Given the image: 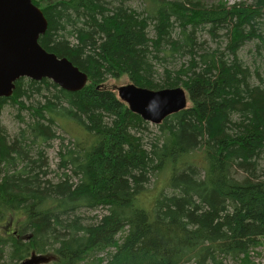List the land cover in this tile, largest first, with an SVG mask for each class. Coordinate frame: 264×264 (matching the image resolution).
Masks as SVG:
<instances>
[{
  "label": "trees",
  "instance_id": "1",
  "mask_svg": "<svg viewBox=\"0 0 264 264\" xmlns=\"http://www.w3.org/2000/svg\"><path fill=\"white\" fill-rule=\"evenodd\" d=\"M143 1L138 13L125 0H32L47 21L38 44L87 83L68 92L20 78L0 98L24 124L13 137L0 124V264H224L264 239V67L238 58L249 42L264 53V0ZM202 33L223 50L206 51ZM122 77L180 86L189 106L146 144L148 123L105 87ZM55 140L52 179L44 150Z\"/></svg>",
  "mask_w": 264,
  "mask_h": 264
},
{
  "label": "water",
  "instance_id": "2",
  "mask_svg": "<svg viewBox=\"0 0 264 264\" xmlns=\"http://www.w3.org/2000/svg\"><path fill=\"white\" fill-rule=\"evenodd\" d=\"M46 29L47 21L32 0H0V98L10 97L20 78L48 79L68 92L84 88L87 83L84 72L38 44ZM116 93L130 112L155 126L185 109L187 103L180 87L148 90L130 83L117 88ZM36 258L31 256L21 264H38L40 259Z\"/></svg>",
  "mask_w": 264,
  "mask_h": 264
},
{
  "label": "rangeland",
  "instance_id": "3",
  "mask_svg": "<svg viewBox=\"0 0 264 264\" xmlns=\"http://www.w3.org/2000/svg\"><path fill=\"white\" fill-rule=\"evenodd\" d=\"M167 1H184V0H167ZM189 2H200L201 4H204L206 6H214L218 4H224V6H229L235 3L243 2L247 4H251L253 0H185ZM125 5L129 8L136 10L138 13L142 12L144 9H146L147 4L143 0H125ZM264 27V26H263ZM223 32H219L218 35L222 34ZM154 34L151 33L150 37H153ZM198 42L203 43V48L208 51L209 53L214 52L216 50L222 51L225 46V41H221L220 39L216 38L213 39L210 37L207 33H202V35H198ZM238 58L241 60L242 63H244L245 66H247L251 72H254L255 70H259L260 73H263V67H264V53H258L257 50L254 47V43L249 42L245 44L243 47H241L238 51ZM186 60V59H183ZM171 62L168 63L170 66L171 63H173V60H170ZM173 67L170 66V68ZM130 84V82L127 80L126 77H122L118 79L117 81L114 79H108L105 83V87L113 90L116 92V89ZM180 87V86H179ZM181 88V87H180ZM185 92V91H184ZM186 96L187 93L185 92ZM187 103L186 106H189L188 97H186ZM20 117L23 118V121L26 123L29 120L28 114L26 112L20 113ZM18 117V112L16 111L15 107L9 105L2 109L0 113V124L1 126L6 130L7 135L10 137H13L20 133L21 129L24 128V124H22ZM157 126H154L152 124H149L145 127L143 130V136L145 139V143L147 144L151 139L155 138L157 134ZM57 134L62 136L64 140V145L67 144V146L70 145V143H73L74 141L69 142V139H71L70 136L64 134L60 129H57ZM74 138V137H73ZM69 142V143H68ZM59 140H55L51 143V146L47 149H45V155L47 158V161L50 165V173L47 176L48 178L55 179L56 173V165L58 163V157L56 155V152L59 149ZM261 168L264 169V155L263 158L260 160ZM153 182L156 180L155 177L152 178ZM148 188L151 187V184L147 185ZM101 213H103V210L98 209L92 212H85V222L91 223L92 220L96 216H99ZM102 256V255H101ZM39 258H36L38 260ZM247 260V261H246ZM56 260L49 256L46 261L40 260V262H37L38 264H53ZM246 261V262H245ZM22 262V261H21ZM19 262V264H21ZM224 264H264V239L261 241L260 245L255 247L254 249H251L247 255V257H242V261L240 260H233V259H225Z\"/></svg>",
  "mask_w": 264,
  "mask_h": 264
}]
</instances>
